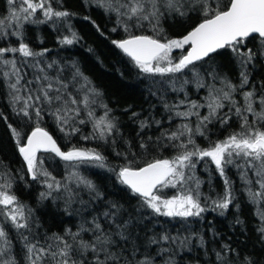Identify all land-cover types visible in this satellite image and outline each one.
<instances>
[{
  "label": "snow or ice",
  "instance_id": "6c2138e0",
  "mask_svg": "<svg viewBox=\"0 0 264 264\" xmlns=\"http://www.w3.org/2000/svg\"><path fill=\"white\" fill-rule=\"evenodd\" d=\"M82 4L114 18L110 31H121L125 37L111 43L138 70L150 94H160L167 126L165 120L141 119L133 111L131 118L139 131L134 139L125 140L112 109L103 101V92L79 63L49 61L51 49L31 46L27 33L32 25H46L57 33L65 28L70 34L58 35L61 46L81 41L68 23L77 14L65 8L63 0H4L0 89L21 123L14 126L3 111L0 121L10 132L26 175L44 188L40 202L63 201L66 211L74 203L83 208L93 200L103 203L107 198L101 187L80 171L94 167L115 176L137 200L134 211L140 215L109 201L105 211L93 210L98 215L89 212L92 218L82 219L75 231L65 228L63 233L41 236L35 231L40 225L34 209L16 194L17 175L0 160V264H179L194 246L206 249L210 243L206 233L193 232L184 224L174 233L142 226L147 210L153 217L187 222L189 218L204 220L209 211L224 216L246 202L259 221L256 231L264 241V81L254 82L251 71L258 59L264 61V0H82ZM83 19L104 35L90 16ZM168 21L186 26L185 32L169 36L164 27ZM250 39L258 41V49L248 47ZM38 40L44 43L42 38ZM88 51L94 50L89 47ZM225 51L231 53L237 69L235 79L215 62ZM190 86L197 93L203 90L205 96L191 99ZM168 91L177 97L183 94V98L170 101ZM46 115L69 142L82 133L80 126L90 124L91 132L80 139L96 141L97 147L71 144L63 150L41 126ZM153 125L159 135L145 132ZM210 125L227 134L212 139ZM198 138L207 144L202 146ZM118 140L124 151L117 150ZM103 146L111 148L123 163L111 165L101 151ZM135 148L141 150L139 155L155 149H172L173 154L139 166ZM43 153L64 162L62 179L45 167ZM198 165L207 172V181L197 174ZM230 172L238 177L239 188ZM213 173L222 181L220 192L212 184ZM18 179L24 180V175L19 174ZM205 183L208 193L202 191ZM81 192L87 193V202ZM238 192L244 200L238 198ZM234 223L243 221L236 216ZM208 228L213 237L218 235L210 221ZM140 232L145 233L143 237ZM213 252L214 259L204 264H264V257L238 251L231 243L221 244ZM196 264H201L198 258Z\"/></svg>",
  "mask_w": 264,
  "mask_h": 264
},
{
  "label": "trees",
  "instance_id": "16d2710c",
  "mask_svg": "<svg viewBox=\"0 0 264 264\" xmlns=\"http://www.w3.org/2000/svg\"><path fill=\"white\" fill-rule=\"evenodd\" d=\"M63 2L65 8L77 14L70 18L68 23L72 26V30L76 31L82 37L81 41L70 46H61L57 40L58 35L70 34L65 28L62 27L60 33H57L46 25H32L29 27L27 33L31 46L37 50L44 47L51 49L47 54L49 61L57 60L61 64H71L73 61H77L81 70L92 80L94 86L103 92V101L112 109V114L115 116L120 127V132L125 140L134 139L136 133L139 131L138 123L131 118L133 111L140 113L141 119L155 117L157 120H165L167 113L164 111L159 99L160 94H150L145 86L146 81L139 78L138 70L133 68L121 51L111 43L113 39H122L125 37V34L121 31L116 33L110 31L115 25L114 18L110 19L104 12L94 6H84L82 0H63ZM3 8L4 0H0V11ZM85 16H90L91 20L95 21L96 25H99L100 30L104 33L103 36L89 20L83 19ZM164 27L169 36L181 35L186 30V26L182 27L173 21H168L164 24ZM38 37L44 40L43 44L39 43ZM89 47L94 51L89 52ZM248 47L258 49V41L250 39ZM178 54L179 52L177 51L176 55ZM215 62L218 65H222L223 71L227 72L234 79L237 77V69L230 52L225 51L223 55L216 56ZM251 71L254 82L264 81V61L258 59L255 67ZM190 87L189 97L191 99L205 96L203 90L197 93L194 87ZM166 98L170 101L177 98L182 99L183 94L177 97V94L168 91ZM125 109H128V111L126 112ZM0 111H3L9 117L8 122L13 123L14 126L21 123V117L16 116L8 107L3 89H0ZM101 112L102 110L97 109L98 115ZM41 126L45 127L57 139L58 144L62 146L63 150H67L71 144L82 147H97L96 141L80 139L81 135H87L91 132L90 124L80 126L82 133L73 136L70 142L63 138L64 134L57 129L50 116L46 115L44 117ZM165 126H167L166 120ZM209 127L211 128L210 136L212 139L222 138L223 135L227 134L223 129H219L218 127H212L211 125ZM145 132L147 135H159L154 125L150 129H145ZM198 142L202 146L207 144V141L200 138H198ZM124 147L118 140L117 150L124 151ZM101 151L108 157V162L111 165H121L123 163L121 158L114 155L111 148L103 146L101 147ZM133 151L138 153L137 161L139 166H143V163L148 160L167 158L173 154L172 149L150 150L143 155H139L141 152L139 148H135ZM42 155L46 157L45 167L57 179H62L65 175L64 162L50 153H43ZM0 160L11 169L13 174L17 175V184L15 186L16 194L22 201L34 209L35 217L40 225L35 231L39 232L41 236L45 234L50 236L52 233H63L65 228H71L75 231L82 219L87 218L90 220L92 218L89 212L93 216L98 215V212L93 210L98 209L99 212L105 211L109 201L119 203L124 209L136 217L140 215L134 211L137 207V200L118 184L115 176L109 171L94 167L81 168L80 171L82 175L101 187L107 198L103 203L93 200L88 204L87 208H83L80 204L74 203L66 211L63 201L58 200L53 202L52 200H45L40 202L38 200L39 193L44 191V188L41 184L31 181L26 175L24 162L16 152L10 132L3 121H0ZM19 170H23V172ZM19 174L24 175V180L18 179ZM197 174L205 181L209 178L207 172L199 165ZM229 174L236 181L235 187L239 188L240 182L238 177L232 172ZM212 184L215 186L217 192L223 190L222 181L215 173H213ZM202 191L208 193L209 185L207 183L202 186ZM80 195L83 196L86 202L89 200L86 192H81ZM237 195L240 200H244V197L239 192ZM147 211L148 217L143 221L142 226L146 224L148 229L157 232L167 229L174 233L176 227L184 224L193 232L206 233L205 239L210 241L206 245V249L194 246L193 251L185 254L183 260H179V257H177L179 264H196L197 258L201 264H204L205 261L210 262L214 259L213 250H219L220 245L224 243H231L238 251L244 249L247 253H253L257 257H264V241L259 239V233L256 231L259 221L252 215L253 209L246 202L241 204L240 209L232 208L224 216H220L218 212L209 211L204 213V220L189 218L187 222L181 221L179 218L171 220L165 217H153L150 210ZM69 212H71V215H69ZM236 216L240 217L243 221L242 224L236 225L234 223ZM149 219L152 220V223H148ZM209 221L218 233L215 237L209 231ZM136 231L139 232V228ZM181 232H183V228H181ZM144 234V232H140L142 237ZM184 234L187 235V233ZM193 245H195V242H193Z\"/></svg>",
  "mask_w": 264,
  "mask_h": 264
},
{
  "label": "rangeland",
  "instance_id": "374dc122",
  "mask_svg": "<svg viewBox=\"0 0 264 264\" xmlns=\"http://www.w3.org/2000/svg\"><path fill=\"white\" fill-rule=\"evenodd\" d=\"M171 192H172V190L169 191V195H171ZM165 218H167V217H165Z\"/></svg>",
  "mask_w": 264,
  "mask_h": 264
}]
</instances>
